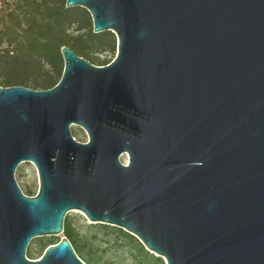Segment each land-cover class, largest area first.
<instances>
[{"label":"water","instance_id":"95a60500","mask_svg":"<svg viewBox=\"0 0 264 264\" xmlns=\"http://www.w3.org/2000/svg\"><path fill=\"white\" fill-rule=\"evenodd\" d=\"M66 4L117 53L96 65L63 46L53 87H0V264H87L67 236L27 257L73 209L166 264H264V0ZM26 161L36 195L15 177Z\"/></svg>","mask_w":264,"mask_h":264},{"label":"trees","instance_id":"16d2710c","mask_svg":"<svg viewBox=\"0 0 264 264\" xmlns=\"http://www.w3.org/2000/svg\"><path fill=\"white\" fill-rule=\"evenodd\" d=\"M66 3L67 0H9L4 3L0 12V87H53L64 70L63 46H69L96 65L111 62L98 54L117 52L116 34L110 30L95 32L91 13L84 7H68ZM104 227L113 226L104 224ZM112 229L135 244L142 263L166 264L164 258L147 250L133 234L119 227ZM63 234L84 262L98 264L67 216ZM59 241L57 237L43 242L41 254Z\"/></svg>","mask_w":264,"mask_h":264},{"label":"rangeland","instance_id":"374dc122","mask_svg":"<svg viewBox=\"0 0 264 264\" xmlns=\"http://www.w3.org/2000/svg\"><path fill=\"white\" fill-rule=\"evenodd\" d=\"M4 6L2 7V9ZM0 9V12L2 11ZM117 53V52H116ZM109 53H99L101 58H108L111 61L115 58ZM72 133L78 141L87 142L88 134L85 129L78 125L71 126ZM123 163L128 162V155L121 156ZM16 180L24 193L28 195H36L40 187L39 173L34 163L26 161L21 163L15 173ZM32 190V192H28ZM35 193V194H31ZM67 217L72 222V226L85 239L87 250L92 253L98 264H146L141 262V255L138 252L135 244L127 240L120 233L115 231L118 226L104 227L103 223L92 222L84 212L78 209L70 210ZM120 228V227H119ZM65 237L64 234L60 236L45 235L33 238L27 248V257L30 259H39L43 254L40 252V246L43 242ZM146 248V247H145ZM158 256V255H156Z\"/></svg>","mask_w":264,"mask_h":264},{"label":"built area","instance_id":"2783aa9c","mask_svg":"<svg viewBox=\"0 0 264 264\" xmlns=\"http://www.w3.org/2000/svg\"><path fill=\"white\" fill-rule=\"evenodd\" d=\"M6 1H9V0H0V9H2V7L4 6V3H5Z\"/></svg>","mask_w":264,"mask_h":264}]
</instances>
